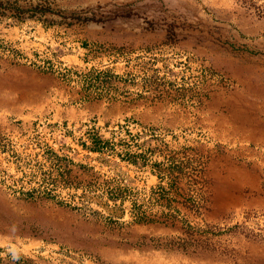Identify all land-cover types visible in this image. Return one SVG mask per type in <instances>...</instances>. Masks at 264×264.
I'll list each match as a JSON object with an SVG mask.
<instances>
[{
  "label": "rangeland",
  "instance_id": "1",
  "mask_svg": "<svg viewBox=\"0 0 264 264\" xmlns=\"http://www.w3.org/2000/svg\"><path fill=\"white\" fill-rule=\"evenodd\" d=\"M0 264H264V0H0Z\"/></svg>",
  "mask_w": 264,
  "mask_h": 264
}]
</instances>
